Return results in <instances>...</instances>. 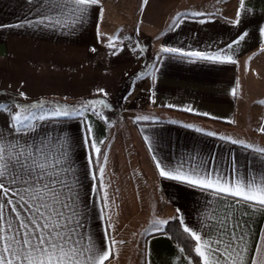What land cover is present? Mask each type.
Masks as SVG:
<instances>
[{"label":"crops","instance_id":"0c3cea01","mask_svg":"<svg viewBox=\"0 0 264 264\" xmlns=\"http://www.w3.org/2000/svg\"><path fill=\"white\" fill-rule=\"evenodd\" d=\"M63 4L0 0V104L15 114L14 96L32 103L126 91L128 100L136 94L139 111L153 116L137 120L123 142L115 138L121 133L109 132L89 110L68 117L48 113L32 121L33 130L20 133L5 110L0 111L4 142L42 146L41 162L66 149L72 170L60 175L72 191L65 188L62 200L71 207H58L68 217L78 209L73 226L78 221V232L98 248L115 242L105 264H196L158 230L175 218L205 240H222L221 251L234 235V247L246 241L243 255L250 264L260 255L257 245H264V211L161 177L156 165L182 166L185 173L195 170L229 183L264 178V154L255 151L264 148V0H245L248 11L240 9V0H99L75 26L72 6L57 7ZM238 10L240 22L233 23ZM140 35L150 38L146 75ZM162 48L219 53L222 60Z\"/></svg>","mask_w":264,"mask_h":264},{"label":"snow or ice","instance_id":"6c2138e0","mask_svg":"<svg viewBox=\"0 0 264 264\" xmlns=\"http://www.w3.org/2000/svg\"><path fill=\"white\" fill-rule=\"evenodd\" d=\"M98 3L99 0H64V4L57 7L72 6L71 11L74 14L72 26H75L86 19L89 6ZM240 9L248 11L245 9V0H240ZM191 15L204 14L194 12ZM240 18L241 11L238 10L233 23H239ZM43 19L50 18L44 15ZM42 22L43 20L36 23ZM260 31L264 35V28ZM246 35L247 33L241 35L239 39L244 40ZM236 43L239 41L233 42ZM233 44H229L228 49H232ZM109 46L111 47L112 44L110 43ZM161 52L204 60H222L219 53L205 55L201 52H181L177 48H162ZM226 60L234 62L231 56H227ZM233 94L235 95V90ZM94 103H102V101L87 102L83 107L94 109ZM32 107L35 106L23 107L22 111L11 114L9 105L0 104V111L7 110L11 114L10 126L20 133L33 130L35 126L32 121L47 118L44 114L37 115L32 112ZM40 111L43 113L42 104ZM72 112L73 110L57 107L51 110V115L68 117ZM88 131L91 134V128ZM208 134L212 135V133ZM93 148L99 152L95 145ZM255 151L264 154V148H256ZM40 155H43L42 146L25 145L18 140L4 142V138L0 136V264H105L114 251L115 242L112 248H98L87 234L78 232V228L82 226L78 221L73 226V219L80 215L78 209L74 208L72 216L68 217L63 209L58 207V205H63V208L71 207V204H66L62 200L65 188L69 192L72 191L60 175L61 172L72 170L68 164L66 149L55 160L44 156L41 162ZM161 163L156 165L161 177L182 181L201 189H210L214 193L236 198L237 204L246 203L253 211H264V178L257 181L255 177L248 180L237 177L229 183L214 179L210 174L200 175L195 170L193 174L185 173L182 171V166L169 170L167 166L161 167ZM64 164L68 166L59 168ZM20 209H26V214L22 215ZM9 212L13 215L10 216ZM239 227L241 225L238 222L237 228ZM184 232L196 242L195 252L200 257L198 264H246L248 261L243 255L246 241H243L244 247H234L235 235L224 244L221 251L222 240H205L189 227H184ZM85 240L88 242L85 243ZM256 251L260 255L253 256L250 264H264V245H257Z\"/></svg>","mask_w":264,"mask_h":264},{"label":"rangeland","instance_id":"374dc122","mask_svg":"<svg viewBox=\"0 0 264 264\" xmlns=\"http://www.w3.org/2000/svg\"><path fill=\"white\" fill-rule=\"evenodd\" d=\"M136 41L138 42V48L140 50V54L144 56L145 58V64L142 67V70L145 71V75L148 74V70L150 68V62L151 60L148 59V53H149V42L150 38L148 36H137ZM140 70V71H142ZM127 93L119 92L118 94L114 96H104L100 100L107 103V108H98L97 114L98 117L103 119L105 123L108 125L109 132L111 133H121V135L115 136L118 140L124 142V138L127 137V133L132 132L134 129V124L137 120H142L145 117L146 118H152L153 115L150 113H144L138 110V107L136 106L137 103V96L135 93H133L131 96H129ZM11 100L16 101L15 108L16 110L22 111L23 107L27 106H35L31 108V111L34 112L37 115L40 114H48L51 113L52 109H55L57 107L61 109H68L73 110L72 114H77L78 111L88 110L85 109L83 106L81 108L72 105V106H66V104L62 100L57 99H48L43 101H35L32 103H29L28 101H24L22 99L16 98L15 96L11 98ZM43 105V113L40 111V105ZM65 105V106H64ZM75 106V107H74ZM90 111V110H89ZM81 113V112H80ZM135 259V258H134ZM133 261V258H132ZM131 261V262H132ZM135 261V260H134Z\"/></svg>","mask_w":264,"mask_h":264},{"label":"trees","instance_id":"16d2710c","mask_svg":"<svg viewBox=\"0 0 264 264\" xmlns=\"http://www.w3.org/2000/svg\"><path fill=\"white\" fill-rule=\"evenodd\" d=\"M121 92H124L125 94L127 93L126 91H121ZM102 97H104V96L101 94H93L89 97L81 98V99H78L75 101H63V102L66 104L67 107L75 105V106L81 108V106H83L87 102L102 101V100H100ZM98 108H107V103L105 102V100L102 101V103H94V109L88 108V110L92 111L94 114H96L98 116V114H97ZM101 120L104 121L103 119H101ZM162 232L168 234L170 236V238L172 239V241L174 243L178 244L180 247H182L184 252L188 256H190V258L196 264H198L199 256L195 252V242H194V240L191 239V237L187 233L184 232V229L182 228L180 221L177 218L168 221L165 224V226L163 227Z\"/></svg>","mask_w":264,"mask_h":264}]
</instances>
